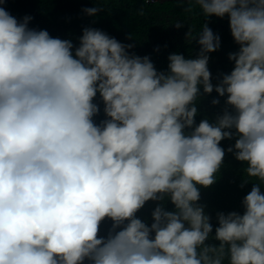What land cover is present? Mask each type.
<instances>
[{
  "label": "clouds",
  "instance_id": "clouds-1",
  "mask_svg": "<svg viewBox=\"0 0 264 264\" xmlns=\"http://www.w3.org/2000/svg\"><path fill=\"white\" fill-rule=\"evenodd\" d=\"M196 3L205 18L227 15L239 45L215 85L208 53L221 39L207 23L186 33L196 58L172 53L158 71L98 28L74 46L0 6V264H264V0ZM201 87L226 96L214 122L196 123ZM233 137L241 187L258 182L242 214L217 212L213 234L198 186L217 181ZM165 199L174 209L158 203L150 226L136 216Z\"/></svg>",
  "mask_w": 264,
  "mask_h": 264
},
{
  "label": "trees",
  "instance_id": "trees-1",
  "mask_svg": "<svg viewBox=\"0 0 264 264\" xmlns=\"http://www.w3.org/2000/svg\"><path fill=\"white\" fill-rule=\"evenodd\" d=\"M0 6L18 20L25 15L32 19L29 27L37 30H47L53 37L70 39L74 46L79 45V37L85 27L98 28L124 44L133 45L128 49L130 53L148 55L158 71H167L168 56L172 53L183 54L186 58H196L200 45L196 40L189 41L186 33L190 27L194 34H198L205 23L218 34L221 46L218 50L208 53V67L212 74V83L215 85L222 79V75L230 73L234 61L229 59V53L239 50L229 27V18L215 15L205 18L196 0L183 1H149V0H4ZM86 7H100L95 16H90L83 11ZM182 27H176V23ZM198 39V36H197ZM74 51V49H73ZM196 101L198 113L195 117L198 124L202 119L214 122L218 114H222L226 96L221 97L215 90L211 94H204ZM218 99L219 104H213V99ZM99 105L100 112L93 119L100 123L105 119L103 101L99 93L94 98ZM230 107V106H228ZM236 137L223 139L220 144L225 148L224 162L217 181L209 186H198L201 192L200 204L205 206V211L211 216L213 234L218 226L217 212L228 213L238 211L243 213V197L251 190L255 178L241 187L244 179V162L235 159L227 148L235 143ZM264 191V188H262ZM158 203H162L166 210H173L174 205L170 200H149L138 210L136 216L149 226L153 222L152 211ZM112 221L106 218L101 222L98 236L107 237L112 227ZM154 235V234H153ZM206 243L219 244V241L209 239ZM88 264V261H85Z\"/></svg>",
  "mask_w": 264,
  "mask_h": 264
},
{
  "label": "water",
  "instance_id": "water-1",
  "mask_svg": "<svg viewBox=\"0 0 264 264\" xmlns=\"http://www.w3.org/2000/svg\"><path fill=\"white\" fill-rule=\"evenodd\" d=\"M149 1H161V2H165V1H173V0H149ZM183 1H188V0H183Z\"/></svg>",
  "mask_w": 264,
  "mask_h": 264
}]
</instances>
